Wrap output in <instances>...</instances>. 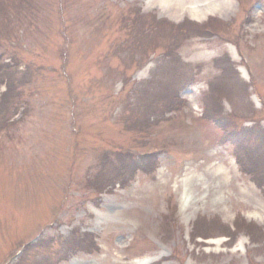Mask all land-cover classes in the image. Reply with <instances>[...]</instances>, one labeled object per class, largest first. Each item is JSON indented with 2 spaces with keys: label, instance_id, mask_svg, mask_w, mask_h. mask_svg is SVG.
<instances>
[{
  "label": "rangeland",
  "instance_id": "obj_1",
  "mask_svg": "<svg viewBox=\"0 0 264 264\" xmlns=\"http://www.w3.org/2000/svg\"><path fill=\"white\" fill-rule=\"evenodd\" d=\"M149 1L0 0V264H264V0Z\"/></svg>",
  "mask_w": 264,
  "mask_h": 264
},
{
  "label": "bare ground",
  "instance_id": "obj_2",
  "mask_svg": "<svg viewBox=\"0 0 264 264\" xmlns=\"http://www.w3.org/2000/svg\"><path fill=\"white\" fill-rule=\"evenodd\" d=\"M232 0H151L149 1V8L158 7L162 11V13H165L169 15L172 18L179 19L181 16H184L185 14H189L191 18L195 21H200L201 18L204 16L210 14L214 15L216 13H221L224 11H229L232 8ZM236 61H238L237 57L235 58ZM240 71L245 75V69L240 68ZM227 176L228 173L223 170L222 168L218 169L214 177L212 178V182L217 181V183L213 186L205 184L206 190H209V188H213L215 192H222L224 189L228 187L227 182ZM184 191L185 193L193 194L197 190L194 187L195 184L193 181H188L183 183ZM188 197L185 198V206L188 204L190 205V202L188 201ZM248 218L257 220L258 215L249 216ZM190 222V221H189ZM216 245H221V241L217 240L216 242H211ZM220 243V244H219ZM124 249L123 247H120V250ZM165 261H167V258H162L161 260L155 262V264H163Z\"/></svg>",
  "mask_w": 264,
  "mask_h": 264
}]
</instances>
